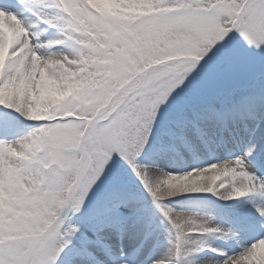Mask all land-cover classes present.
<instances>
[{
	"label": "snow or ice",
	"instance_id": "snow-or-ice-1",
	"mask_svg": "<svg viewBox=\"0 0 264 264\" xmlns=\"http://www.w3.org/2000/svg\"><path fill=\"white\" fill-rule=\"evenodd\" d=\"M0 264H264V0H0Z\"/></svg>",
	"mask_w": 264,
	"mask_h": 264
},
{
	"label": "rangeland",
	"instance_id": "rangeland-1",
	"mask_svg": "<svg viewBox=\"0 0 264 264\" xmlns=\"http://www.w3.org/2000/svg\"><path fill=\"white\" fill-rule=\"evenodd\" d=\"M182 206L192 208L193 205H182Z\"/></svg>",
	"mask_w": 264,
	"mask_h": 264
}]
</instances>
